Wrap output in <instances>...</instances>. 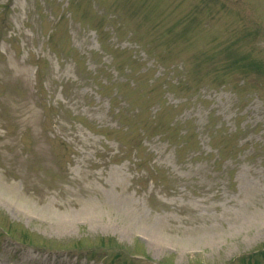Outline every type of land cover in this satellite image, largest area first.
Segmentation results:
<instances>
[{
    "label": "rangeland",
    "instance_id": "1",
    "mask_svg": "<svg viewBox=\"0 0 264 264\" xmlns=\"http://www.w3.org/2000/svg\"><path fill=\"white\" fill-rule=\"evenodd\" d=\"M163 263L264 264V0H0V264Z\"/></svg>",
    "mask_w": 264,
    "mask_h": 264
}]
</instances>
